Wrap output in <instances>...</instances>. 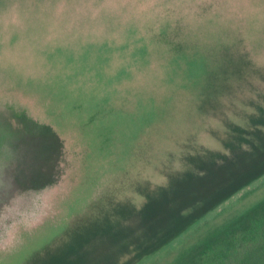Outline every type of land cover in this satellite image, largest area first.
I'll use <instances>...</instances> for the list:
<instances>
[{
  "label": "rangeland",
  "instance_id": "1",
  "mask_svg": "<svg viewBox=\"0 0 264 264\" xmlns=\"http://www.w3.org/2000/svg\"><path fill=\"white\" fill-rule=\"evenodd\" d=\"M0 126V264H175L264 202V0H0Z\"/></svg>",
  "mask_w": 264,
  "mask_h": 264
},
{
  "label": "trees",
  "instance_id": "2",
  "mask_svg": "<svg viewBox=\"0 0 264 264\" xmlns=\"http://www.w3.org/2000/svg\"><path fill=\"white\" fill-rule=\"evenodd\" d=\"M264 169L258 172L261 174ZM244 183L237 186L240 188ZM237 190V189H236ZM223 198H216L202 206L200 213L192 215L186 225L215 207ZM173 228L167 238L180 233ZM175 264H264V202L250 209L245 215L220 231L204 245L201 251L196 249L182 256Z\"/></svg>",
  "mask_w": 264,
  "mask_h": 264
},
{
  "label": "snow or ice",
  "instance_id": "3",
  "mask_svg": "<svg viewBox=\"0 0 264 264\" xmlns=\"http://www.w3.org/2000/svg\"><path fill=\"white\" fill-rule=\"evenodd\" d=\"M0 129H2V126H0ZM8 187H11V184L7 185ZM5 187L2 181H0V188Z\"/></svg>",
  "mask_w": 264,
  "mask_h": 264
}]
</instances>
